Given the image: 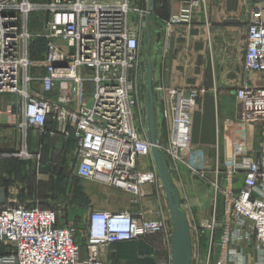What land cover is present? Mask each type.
<instances>
[{"label": "built area", "instance_id": "built-area-1", "mask_svg": "<svg viewBox=\"0 0 264 264\" xmlns=\"http://www.w3.org/2000/svg\"><path fill=\"white\" fill-rule=\"evenodd\" d=\"M251 10L243 58L245 82L235 90L243 124L264 122V88L247 85L250 73L264 74V0ZM190 0L167 28L189 24ZM147 0H0V97L20 99L25 131L35 128L72 140L76 146L74 175L115 189L141 195L143 185H160L155 169H138L140 158L152 159L142 119L145 104V61L140 51ZM40 16V32L31 18ZM41 41L44 52L31 57V44ZM144 90V92H143ZM57 91L56 97L51 93ZM162 118L170 130L169 142L159 147L174 163L185 159L190 169H205L202 151L190 148L188 130L201 88L159 86ZM0 115L11 114L4 105ZM23 153L27 154L25 151ZM235 169L243 173L242 188L222 223L213 209L209 218L191 227L192 264H211L229 243L227 257L215 264H264V154L257 159L241 155ZM216 191V190H215ZM217 227L222 230L216 242ZM85 253L77 230L59 223V211L13 205L0 211V264H108L101 257L118 243L157 240L164 252L156 264H171V225L167 219H145L127 211L93 210L84 221ZM200 232V233H199ZM201 233H206L204 258ZM256 244L253 260L245 249ZM166 257V259H164ZM168 258V259H167Z\"/></svg>", "mask_w": 264, "mask_h": 264}, {"label": "crops", "instance_id": "crops-1", "mask_svg": "<svg viewBox=\"0 0 264 264\" xmlns=\"http://www.w3.org/2000/svg\"><path fill=\"white\" fill-rule=\"evenodd\" d=\"M188 1L154 0L151 13L146 21L144 19L141 39L144 38L145 45L147 39L150 40L149 55L155 88L163 86L204 90L195 101L188 137L190 148L202 151L205 169L196 173L190 169L187 159L177 163L166 159L171 182L177 190L181 208L191 228L209 218L213 209L219 219L225 215L230 201L242 188L243 173L235 169L240 160L237 157L246 155L257 159L264 154V122L243 124L235 98V90L245 82L243 58L249 15L252 9L262 6V1L197 0L199 4L191 8L189 24L167 28L165 22L171 16L179 15ZM34 17L38 18L37 15ZM261 77L264 74L250 73L246 83L263 89L264 80ZM20 103L19 98L0 97L2 111L4 105L11 107L10 115L5 112L0 115V140L13 135L10 132L13 124L23 122ZM163 107L159 95L155 93L157 139L160 145L168 144L171 134L162 118ZM51 129L52 126H48L44 133L35 128L25 131L20 129L18 132L24 151L34 155L39 153L36 149L41 148L47 140L62 141L60 137L49 135ZM6 142L3 146L12 143L10 140ZM64 148L60 157L68 158L73 154L74 165V142L66 140ZM17 152L21 154L22 151L3 149L0 150V157L7 154L18 156ZM8 162L2 165H10ZM11 164L19 163L14 161ZM107 193L109 200L113 201L112 208L100 210L127 211L152 220L161 219V216L166 219V199L161 184L143 185L141 195L135 196L132 201L114 188H110ZM13 205L16 203L9 199L0 201V211ZM167 220L170 226V216ZM195 235V231H190V239ZM201 235L200 245L203 247L206 233ZM5 251L6 247L0 244V254ZM163 256L160 243L153 240L152 246L143 242L111 245L105 249L101 259L108 264H156L157 259Z\"/></svg>", "mask_w": 264, "mask_h": 264}, {"label": "rangeland", "instance_id": "rangeland-1", "mask_svg": "<svg viewBox=\"0 0 264 264\" xmlns=\"http://www.w3.org/2000/svg\"><path fill=\"white\" fill-rule=\"evenodd\" d=\"M33 17L30 21L31 29L34 33H39L43 19L39 16L38 18ZM140 43V51L144 58L146 49L144 38L141 39ZM35 46V52L37 53H35V56L31 54V57L39 58L40 54L44 52V44L41 41L33 42L31 44V53ZM261 79L264 80V77H261ZM57 94V91H54L51 93V97H56ZM144 95L145 104L141 113L143 123L147 128L146 90ZM3 97L6 98L8 96ZM9 97L10 99H15L13 96ZM18 124H13L10 129L13 135L10 137L7 135L0 140V150L22 151L21 154L17 152L18 156H10L11 154H7L0 157V201H7L9 199L15 202L16 205H24L27 207L37 206L59 211V223L64 226L72 225L79 233L77 234L78 241L84 255V221L93 210L112 208L113 201L109 200L107 192L110 188H113L94 181L79 179L74 175V165L72 163L73 154H70L71 156L68 158L60 157L61 152L65 151L64 143L66 140H47L41 148L36 149L39 153H34V155L23 153L25 147L18 132L20 128L16 126ZM7 140H10L12 143L3 146ZM68 150L71 151V148L68 147ZM5 161H9L8 163L10 165L3 166L2 163H5ZM11 161L19 164L12 165ZM149 167L151 168L150 170L155 169L153 160L149 158L139 159V170L146 171ZM119 192L127 200L132 201L135 198L134 194L122 190H119ZM165 207L167 212L166 219H168L169 213L166 201ZM219 223H222V218L219 219ZM216 232V242L218 243L220 242L222 233L221 228L217 227ZM206 243L207 239L200 252L201 258L205 256ZM237 245L246 250L250 261L254 259L256 244L248 247L246 244L239 242ZM230 248L232 246L226 243L223 246V250L218 251L212 257L211 264H215L216 260L226 258ZM110 251L108 250V252ZM159 257L161 256L159 255ZM157 261L159 260L157 259Z\"/></svg>", "mask_w": 264, "mask_h": 264}, {"label": "water", "instance_id": "water-1", "mask_svg": "<svg viewBox=\"0 0 264 264\" xmlns=\"http://www.w3.org/2000/svg\"><path fill=\"white\" fill-rule=\"evenodd\" d=\"M154 0H147V11L145 21L151 13ZM150 40L147 39L145 49L146 68V137L150 145L154 167L158 175L161 188L164 192L172 233L170 237L171 264H192L191 261V228L187 222L184 211L181 208L179 195L170 178L165 157L159 147L157 139V120L155 116V87L152 78V63L149 55Z\"/></svg>", "mask_w": 264, "mask_h": 264}, {"label": "trees", "instance_id": "trees-1", "mask_svg": "<svg viewBox=\"0 0 264 264\" xmlns=\"http://www.w3.org/2000/svg\"><path fill=\"white\" fill-rule=\"evenodd\" d=\"M35 49H36V46L32 49V53H31L32 56H35V53H37V52H35L36 51Z\"/></svg>", "mask_w": 264, "mask_h": 264}]
</instances>
